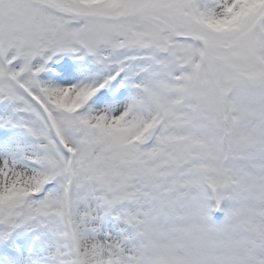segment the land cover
I'll return each instance as SVG.
<instances>
[{
  "label": "snow or ice",
  "instance_id": "obj_1",
  "mask_svg": "<svg viewBox=\"0 0 264 264\" xmlns=\"http://www.w3.org/2000/svg\"><path fill=\"white\" fill-rule=\"evenodd\" d=\"M264 169V0H0V264H137L142 230Z\"/></svg>",
  "mask_w": 264,
  "mask_h": 264
},
{
  "label": "clouds",
  "instance_id": "obj_2",
  "mask_svg": "<svg viewBox=\"0 0 264 264\" xmlns=\"http://www.w3.org/2000/svg\"><path fill=\"white\" fill-rule=\"evenodd\" d=\"M203 187L186 188L174 211L144 227L137 264H264V169L224 179L211 212Z\"/></svg>",
  "mask_w": 264,
  "mask_h": 264
}]
</instances>
